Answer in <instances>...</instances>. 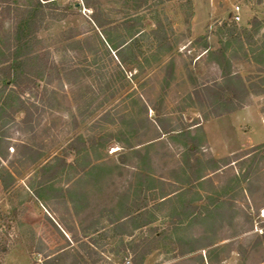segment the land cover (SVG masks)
<instances>
[{"label":"rangeland","instance_id":"obj_1","mask_svg":"<svg viewBox=\"0 0 264 264\" xmlns=\"http://www.w3.org/2000/svg\"><path fill=\"white\" fill-rule=\"evenodd\" d=\"M26 1L11 0L14 4ZM68 1L82 3L57 0L59 4ZM98 1L113 20L131 15L134 9V0ZM187 1L150 0L156 12L146 13L141 24L148 31L151 24L162 22L174 55L168 60L163 54L149 66L144 62V69L138 72L118 70L114 57L112 62L86 49L93 39L81 35L90 13L83 6L61 21L49 22L40 32L56 64L86 70L82 76L69 75L59 81L54 74L45 76L37 94L35 87L24 94L40 112L38 119L33 118V123L38 122L33 130L20 122L21 112L0 126L7 135L0 144V264H133L135 252L144 249L148 253L143 264H201L202 253L209 264H264V93H250L242 106L207 119L204 114L210 113V107L205 103L198 106L190 96L196 84L221 75L214 60L202 55L205 40L211 48L219 46L218 36L212 32L215 25L232 19L237 11L239 20L234 21L239 26L248 25L256 16L264 31V0ZM2 19L3 29L8 28L10 18L4 13ZM67 27L80 33L74 43L60 41L61 31ZM201 35L206 39H197ZM168 61L170 71L165 68ZM231 62V68L245 80L263 75L256 71L261 66L251 61ZM99 65L107 67L100 71L108 84L95 73ZM143 100L151 110L142 106ZM148 119H158L169 130L149 144L154 146L148 151L151 168L143 166L132 152L145 151L146 144L140 146L153 133L145 123ZM213 119L209 132L218 147H243L231 155L211 156L205 126ZM195 123L200 126L191 128ZM103 132L111 133L107 142L99 141L92 151H81L77 161L73 151H63L75 135L86 138ZM186 151H193L189 161L192 164L197 158L199 175H205L190 183L185 181L188 178L181 180L183 170L188 169ZM62 158L73 165H60ZM212 159L219 161V169L214 170ZM89 161L106 167V174L96 178L95 174L74 172L73 167L80 169ZM141 167L162 179L167 192L176 190L171 195L178 208L160 210L154 231L146 226L118 235L110 229L119 225L115 220L123 213L122 201L138 198L133 173ZM159 192V188L147 191L145 200L153 205ZM182 201L191 209L180 210ZM207 210L214 214L212 218H180ZM93 229L97 233L91 234ZM179 239L196 241L183 245ZM188 249L192 255L180 258Z\"/></svg>","mask_w":264,"mask_h":264},{"label":"trees","instance_id":"obj_2","mask_svg":"<svg viewBox=\"0 0 264 264\" xmlns=\"http://www.w3.org/2000/svg\"><path fill=\"white\" fill-rule=\"evenodd\" d=\"M68 1L64 4H59L57 0H28L22 4H14L11 0H0V5L3 6V10L0 11V126L3 127L10 120L13 119L12 115L21 112L23 115L21 123L25 125L28 130H33L34 119H38L40 112H38L37 105L34 102H29L24 94L26 92H32L31 88L35 87L37 94V88L39 82L45 76L51 74L55 75V80H61L69 75L82 76L83 69L76 65H58L50 58V51L48 47H45L43 38L40 36V32L47 28L49 22H57L63 20L69 14H74L73 10H79L81 6L90 10L87 15L86 23L87 29L81 32V35L86 34V38L93 39L92 45H87L86 49L93 55L102 54L113 62V57L117 63L115 66L118 70H127L129 72L143 70V60L139 59L138 54L144 53L145 50L154 49L161 53H170L172 51V45L167 41L166 30L162 22L157 21L154 28L150 30V33L154 37V43H149L146 48H142V44L139 43L143 33L140 22V17L134 7L132 13V19L127 17H121L119 20H113L109 18L108 12H105L99 5L98 0H81ZM189 4L191 0L187 1ZM6 13L7 18H10L8 28L3 29V14ZM190 18L187 19V29L190 31ZM262 20L253 16L246 26H239L234 19H227L215 25V29L212 31L218 36L217 42L219 44L216 48H211L207 41L203 43V48L206 52V56L209 59L214 60L218 66L221 75L218 79H213L210 82H201L196 84L193 92L190 96L195 100L198 106H202L203 103L210 107V113H205L204 118L219 117L227 114L234 109L243 105L245 98L250 93L261 94L264 93V31H261ZM80 33H74L72 27H67L61 31V40L65 43H74V37ZM206 39L205 35L199 36L197 39ZM77 41V40H76ZM80 43L79 41H77ZM82 49V51H86ZM101 59V58H97ZM251 61L257 64V73L263 75H255L250 78H257L256 82L250 81V78L245 80L242 75L233 70L232 60ZM146 62V61H145ZM96 63H99L97 61ZM95 63V64H96ZM171 61L165 64L167 71H170ZM103 65V64H101ZM105 66H97L96 74H99L100 79L104 84L108 82L104 79V73L102 71ZM89 71H87L88 73ZM135 72V73H136ZM133 76V75H131ZM131 79V78H130ZM48 81V79H47ZM248 82V83H246ZM73 83V82H72ZM32 109L37 113H33ZM35 114V115H34ZM36 116V117H34ZM34 118V119H33ZM147 125H152L151 138L145 140L146 147L150 142L159 138L160 134L167 133L166 130L159 123L158 119L147 120ZM34 124V125H33ZM146 125V124H145ZM172 131V130H171ZM108 136L111 133H101L99 135H92L83 137L78 134L75 135L63 148V151H73L74 161H77L78 157H81V151H92L100 142H107ZM7 138L5 130H0V144L5 142ZM97 139V140H96ZM112 140V139H111ZM114 140V139H113ZM111 142V141H109ZM143 143V141H142ZM140 143V144H142ZM133 155L139 159V162L143 163V166L150 165V156L148 151H132ZM193 151H186L184 155H187V170H183V176L181 180L192 182L194 180H200L205 175H199V160L194 159L192 164L189 161ZM88 154L87 152L85 153ZM89 159V157H88ZM213 160V159H212ZM122 162V161H121ZM145 163V164H144ZM215 167L214 170L220 168L218 160L212 162ZM60 165L72 166L73 164L62 158ZM88 164V167H87ZM86 165L79 167H73L74 172L79 175L83 172L85 175H94L96 178L104 176L107 172L105 169L97 164H92L89 161ZM92 164V165H91ZM228 163H225L226 165ZM76 165V164H75ZM95 169V170H94ZM135 188V196L138 197L136 203H132L134 209L128 207L123 211L124 216L129 215L132 212H148V210L160 211L163 209L174 210L178 208V201L174 200V193L176 190L164 189L165 183L162 179L154 177L152 173H149L147 167L138 169L133 173ZM193 177V179L189 178ZM183 182V181H182ZM159 188L158 202L153 205L145 201V194L147 191ZM175 205L172 206L174 203ZM196 208V207H195ZM195 208L192 207V210ZM180 210L191 209V205L185 201L179 204ZM118 219L116 218L115 221ZM179 222V221H178ZM179 241L184 245L196 240H183ZM195 248L190 246L189 249ZM187 250L184 253L191 252ZM148 253L147 249L140 252H135L133 256V264H141L144 256ZM130 264V261H129Z\"/></svg>","mask_w":264,"mask_h":264},{"label":"crops","instance_id":"obj_3","mask_svg":"<svg viewBox=\"0 0 264 264\" xmlns=\"http://www.w3.org/2000/svg\"><path fill=\"white\" fill-rule=\"evenodd\" d=\"M167 1H169V0H167ZM134 2V7L136 8V11H137V13H138V15H139V17H140V22H141V20H142V18L144 17V15L146 14V13H151V12H156V10H155V8H153L152 6H151V3H150V0H134L133 1ZM123 4H124V2H123ZM126 8V7H125ZM192 11H193V9H192ZM134 12V10L132 9V11H131V15H129L128 16V18L129 17H131L132 18V13ZM125 17H126V15H124ZM134 17V16H133ZM154 25L155 24H151V27L148 29V31H146L145 30V27H141L140 29H141V32L143 33V35H142V37H141V39L139 40V43L140 44H142V48H146L147 47V45L149 44V43H154L155 41H154V37H153V35L150 33V30L151 29H153L154 28ZM165 28V27H164ZM165 30H166V37H167V41H169L170 42V44L172 43L171 42V39H169V34L167 33L168 32V30L165 28ZM191 30H193L192 29V27H191ZM172 45V44H171ZM172 52H173V47H172V51L170 52V53H161L160 51H155L153 48L152 49H149V50H145L144 51V53H139L138 54V56H139V59L140 60H143L146 64H147V66H149V64H150V61L151 60H157V59H160L161 57V55L163 56V54L164 55H167V56H165V58H168V60H172V58H173V55L174 54H172ZM206 52L205 51H203V54L202 55H204ZM153 57H156L155 59H153ZM200 57V56H199ZM198 57V58H199ZM164 58V59H165ZM144 64V63H143ZM146 66V67H147ZM145 67V66H144ZM143 99V98H142ZM142 106H148L147 104H146V101L145 100H143L142 101ZM149 107V110H151V107L150 106H148ZM217 119V118H216ZM216 119H213V120H210V121H208L207 122V125L205 126V132H206V134H205V137H206V139L208 140V143H209V148H210V153H211V156H213V157H221V156H223V155H226V154H229V155H231V154H233L235 151H238L239 149H241V147H243V144L242 145H240V146H238V147H236V148H232V149H227L225 146H221V147H218L216 144H215V142H214V138L211 136V133L209 132L210 130H209V126H210V124H211V122H213L214 120H216ZM154 121V120H153ZM198 126H200V123H195V124H193L192 126H191V128L193 127V128H197ZM158 140V139H157ZM157 140H154V141H152V142H150L149 144H152V143H154V142H156ZM249 143V142H248ZM142 146H145V144H143V145H141L140 147H142ZM140 147H138V148H140ZM153 145H149L148 147H145L144 149H145V151H151V150H153ZM232 163V162H231ZM149 168H151L150 166H149ZM135 170H138L137 168H135ZM211 176V174H209V177ZM208 177V176H207ZM156 189V188H155ZM154 189V190H155ZM128 198V197H127ZM124 200V199H123ZM139 199L137 198L136 200L135 199H125L124 201H122L123 203H124V205H123V207H122V212L126 209H128V207L129 208H131V209H134L132 206H130L132 203H136L137 201H138ZM147 200V199H146ZM145 200V201H146ZM146 202H148V200L146 201ZM156 202H158V200L156 201ZM125 210V211H126ZM113 211V208H111L110 209V212H111V214L114 212H112ZM158 212L159 211H156V210H148V212H146V213H144V212H132V213H130L129 215H127V216H124L125 214L124 213H122V214H120L121 215V217L117 220V222L119 223V225H115V226H112L111 227V231H113V233L114 232H116L118 235H121L122 234V236H125V234L127 235V233H126V229L128 230V229H130V230H133V232H137V231H139V230H142L143 228H146V226H151V227H154V226H156V225H154V223H155V221L158 219ZM214 214H211L208 210H207V213H201V214H198V215H186L185 217H180V218H185V219H189V218H193L194 216L195 217H197V218H200V219H205V218H212V216H213ZM117 216H119L118 214H117ZM194 217V218H195ZM112 221V220H111ZM130 223H132V224H130ZM129 225H131V227L133 228V229H131L130 227H129ZM151 231H154L155 230V227H154V229L153 228H151L150 229ZM92 231V230H91ZM93 233H97V230L96 229H93V231H92V233L91 234H93ZM64 234H66L65 232H64ZM156 234V233H155ZM130 235H132V233L130 234ZM135 247H138L137 245H135ZM123 249H125V247H123ZM132 249V248H131ZM136 249V248H135ZM150 250V249H149ZM152 250V249H151ZM203 254V257H202V255H200V257H199V262L201 261V264H209L208 263V260L205 258V255H204V253H202ZM192 255V253H184V254H182V256L180 257V258H185V257H189V256H191ZM141 264H143V263H141Z\"/></svg>","mask_w":264,"mask_h":264},{"label":"built area","instance_id":"obj_4","mask_svg":"<svg viewBox=\"0 0 264 264\" xmlns=\"http://www.w3.org/2000/svg\"><path fill=\"white\" fill-rule=\"evenodd\" d=\"M235 10H237V7H236ZM233 19L234 20H239V15L237 14V11L234 12Z\"/></svg>","mask_w":264,"mask_h":264},{"label":"bare ground","instance_id":"obj_5","mask_svg":"<svg viewBox=\"0 0 264 264\" xmlns=\"http://www.w3.org/2000/svg\"><path fill=\"white\" fill-rule=\"evenodd\" d=\"M263 213H264V210H263Z\"/></svg>","mask_w":264,"mask_h":264}]
</instances>
